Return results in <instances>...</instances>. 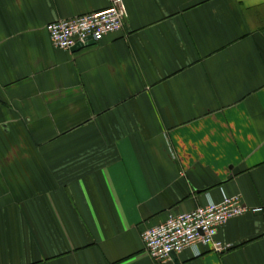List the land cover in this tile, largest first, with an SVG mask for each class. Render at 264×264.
I'll return each mask as SVG.
<instances>
[{
	"label": "crops",
	"instance_id": "0c3cea01",
	"mask_svg": "<svg viewBox=\"0 0 264 264\" xmlns=\"http://www.w3.org/2000/svg\"><path fill=\"white\" fill-rule=\"evenodd\" d=\"M111 2L0 0V264H264V0H124L52 45ZM223 195L227 251L150 258L145 229Z\"/></svg>",
	"mask_w": 264,
	"mask_h": 264
},
{
	"label": "built area",
	"instance_id": "2783aa9c",
	"mask_svg": "<svg viewBox=\"0 0 264 264\" xmlns=\"http://www.w3.org/2000/svg\"><path fill=\"white\" fill-rule=\"evenodd\" d=\"M126 17L124 0H112L105 10L52 21L47 30L52 45L67 50L76 43L88 39L98 42L120 31ZM261 210L260 207L250 209L251 212ZM248 211L239 197L223 195L218 202L209 201L187 212L169 213L163 221L141 233L145 251L157 262L169 259L172 253L180 254L187 248L197 249L198 246H209L213 251L223 253L230 245L217 238L218 228Z\"/></svg>",
	"mask_w": 264,
	"mask_h": 264
},
{
	"label": "water",
	"instance_id": "95a60500",
	"mask_svg": "<svg viewBox=\"0 0 264 264\" xmlns=\"http://www.w3.org/2000/svg\"><path fill=\"white\" fill-rule=\"evenodd\" d=\"M85 44H90V43H93V41L92 40H90V39H88L86 42H84ZM81 44H83V43H77V44H75V46H80ZM172 255H174L173 253H172Z\"/></svg>",
	"mask_w": 264,
	"mask_h": 264
}]
</instances>
